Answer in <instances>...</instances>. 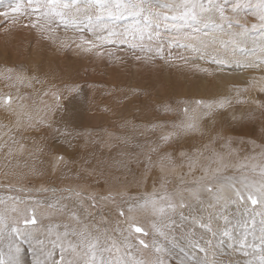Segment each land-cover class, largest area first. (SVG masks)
Listing matches in <instances>:
<instances>
[{"label": "rangeland", "instance_id": "rangeland-1", "mask_svg": "<svg viewBox=\"0 0 264 264\" xmlns=\"http://www.w3.org/2000/svg\"><path fill=\"white\" fill-rule=\"evenodd\" d=\"M235 2L213 0L250 29L243 45L247 57L218 45L208 47L209 55L182 47L198 41L177 37L171 21L169 31L162 25L158 36L150 29L151 40L147 32L131 30L137 23L131 17L109 25L122 33L112 37L83 22L65 26L59 17L42 18L33 27L37 15L27 14L32 9L26 0H0V215L5 218L0 261L92 264L88 233L99 239L95 264L116 258L127 264L157 259L163 264H258V214L255 233L250 222L249 229L239 226L247 249L228 247L227 236L219 240L220 250L214 243L226 209L259 212V204H219L201 188L220 173L223 183L264 182V64L248 66L249 60L264 59L258 51L264 36L254 14L260 0H250L253 7L239 14L232 12ZM21 3L24 8L14 12ZM216 22L227 23L218 15ZM176 25L182 33L194 32ZM198 27L199 39H211L204 35L210 26ZM213 56L232 62L217 64ZM225 67L244 76H229ZM192 120L195 130L185 131ZM162 195L173 207L160 200ZM151 199L165 207L163 215L151 205L141 208ZM191 206L197 209L188 215ZM33 218L35 224L25 223ZM126 220L147 235L130 230ZM110 247L111 253L105 250Z\"/></svg>", "mask_w": 264, "mask_h": 264}, {"label": "snow or ice", "instance_id": "snow-or-ice-1", "mask_svg": "<svg viewBox=\"0 0 264 264\" xmlns=\"http://www.w3.org/2000/svg\"><path fill=\"white\" fill-rule=\"evenodd\" d=\"M27 6L32 9L31 12L27 14L29 16L36 14L37 21L33 23L32 26L36 27V24L39 23V20L42 18H53L59 17L60 23L67 26L69 23L75 25L78 22L86 23L89 27V30L95 32L99 28L102 32L107 31L108 36H119L122 33L116 32L113 28L109 27L110 24L115 21L131 17L137 21L136 24L132 26L131 30L139 31L141 34L147 32L148 39L153 38V31L156 30V35H159V29L164 26V31L168 32L169 28L167 24L169 21L173 22L174 34L179 37L183 36L187 40H197L198 44H183L182 47H191L193 51L200 52L202 55H209L207 52L208 47L210 46H219L220 49L224 50L227 53V50L231 48L232 54L235 55L237 52L244 54L246 57L248 55L247 50L243 47L247 43L248 34L250 29L245 25L241 24L238 19L235 21L225 15V9L220 7L218 4H214L213 0H165L161 3L160 0H75V3L63 2V0H26ZM250 0H236L232 7V12L239 14L240 10L245 8H252ZM257 11L254 13L258 16L260 21L259 29L261 30L262 36H264V0H260V3L255 6ZM24 8V4H19L14 12H20ZM47 9V11H45ZM83 12L84 15L80 16L79 14ZM219 17L221 21H227L224 23H217L216 17ZM176 22H180V26H186L194 29L193 33H182L177 27ZM199 25H203L205 29L211 27V32L205 31V37H211V39H199L196 35L199 32ZM240 29V31L232 32V28ZM227 29V31H226ZM257 25L253 24L251 30H256ZM224 37H228L225 39ZM143 38V37H142ZM253 53L255 54V51ZM258 51L264 53V44L258 46ZM213 62L217 64H227L231 63L227 59H222L218 56H213ZM240 63L239 60L236 61ZM264 64V59H261L257 64L256 61L249 60L248 66L252 65H262ZM22 79V78H21ZM75 91V89H73ZM223 107V103L220 105ZM187 113V109H185ZM196 123L195 120L184 125V130H195ZM168 136L164 137V140L167 141ZM264 176V172L261 173ZM227 180V178H223ZM222 178L219 176H210L207 178V182L202 186L203 190L212 194L216 202L219 203L221 200H224L226 203L231 201L233 204L246 206V201H250L251 205L255 206L259 204L260 211L257 212L255 208L249 213V220L243 221V226L249 228V221L251 224L250 230L256 232V221L255 215H260L262 219L259 224V242H260V258L258 264H264V182H261L259 186L255 183L249 184L246 180L240 181H228L226 183L221 182ZM239 183L241 186L236 187V184ZM226 189L231 190V195L226 193ZM194 195L199 199V192H195ZM234 197V199H233ZM160 200L168 201V206L173 207L170 200L171 198L167 195L160 196ZM151 205L152 211L163 215L165 213V207H157V201L151 199L146 201L145 204L141 205V208H148ZM15 211V209H13ZM136 211L134 208H129L128 212L132 213ZM121 216L124 215V212L120 213ZM5 218L3 215H0V225H4ZM25 223L35 224V219L25 220ZM128 224L130 230H134L135 233H143L147 235L146 230L142 226L134 225L125 221ZM225 224H228L227 219H225ZM204 225L201 224V227ZM155 227V225H153ZM211 230V229H209ZM13 231H19L18 229H13ZM163 235V233H161ZM224 235H228L227 230H225ZM85 243L89 249L92 250V264H95V250L99 245V239L92 237L91 234L85 233ZM141 245L145 248L148 245L143 239L139 241ZM112 247H116L115 244ZM197 247V245H193ZM106 251L109 253L112 252V248H106ZM157 251H162L157 248ZM199 251L205 252L204 248H199ZM0 264H5V262L0 261ZM7 264H16L14 260H9ZM100 264H105L104 260L100 261ZM108 264H127L126 261H123L120 258L110 259ZM132 264H163V261L157 259V261H145V260H136ZM201 264H208V261L205 260Z\"/></svg>", "mask_w": 264, "mask_h": 264}, {"label": "bare ground", "instance_id": "bare-ground-1", "mask_svg": "<svg viewBox=\"0 0 264 264\" xmlns=\"http://www.w3.org/2000/svg\"><path fill=\"white\" fill-rule=\"evenodd\" d=\"M242 56V55H241ZM223 65H225V64H223ZM235 67V66H234ZM222 69V68H221ZM225 70L227 71V72H229L230 73V75L229 76H244V74L242 73V72H240V71H238L237 69H232L231 67H225ZM242 79V78H241ZM263 85V84H262ZM155 92V91H154ZM245 92V91H244ZM158 98V97H157ZM253 98V97H252ZM98 105V104H97ZM143 115V114H142ZM209 126V125H208ZM179 130V129H178ZM177 130V131H178ZM34 134V133H33ZM190 134V133H189ZM184 139V138H183ZM184 142V141H183ZM9 143V142H8ZM230 146H231V144H230ZM187 149V148H186ZM191 150V149H190ZM232 151V150H231ZM23 152V151H22ZM184 153H187V152H184ZM209 153V152H208ZM57 154V153H56ZM207 154V153H206ZM177 155H181V154H177ZM228 155V154H227ZM234 155H236V154H234ZM182 156V155H181ZM211 156H213V155H211ZM224 156H226L225 155V153H224ZM224 156H222V157H224ZM229 156V155H228ZM232 156H233V154H232ZM56 157V156H55ZM185 157V156H184ZM188 157V156H187ZM234 158H235V156H233ZM59 158V157H58ZM57 158V159H58ZM221 158V157H220ZM220 158H218V159H220ZM233 158V159H234ZM214 159V158H213ZM218 159H217V161H218ZM223 159V158H222ZM169 160V159H168ZM199 160V159H198ZM82 161V160H81ZM16 162H18V160L16 161ZM174 162H175V160H174ZM203 162H206V161H203ZM208 162V161H207ZM249 162H252V161H249ZM166 163V162H165ZM62 164V163H61ZM225 165V164H224ZM227 165V164H226ZM16 166H17V163H16ZM186 166H188V165H186ZM207 166V165H206ZM190 167V166H189ZM193 168V167H192ZM226 168V167H225ZM260 168V167H259ZM173 170V169H172ZM203 170V169H202ZM16 171V170H15ZM192 171H194V170H192ZM0 172H1V170H0ZM14 173H16V172H14ZM179 173V172H178ZM78 173H76V175H77ZM87 174V173H86ZM4 176V175H3ZM163 176V175H162ZM184 176V175H183ZM250 176V175H249ZM174 177V176H173ZM210 177V176H209ZM220 177H222L221 176V173H220ZM251 177V176H250ZM180 178V177H179ZM237 178H239V177H237ZM2 179H5V178H3L2 177ZM11 179V178H10ZM13 179V178H12ZM203 179V178H202ZM229 179V178H228ZM207 180V179H206ZM182 182V181H181ZM193 182V181H192ZM13 183V182H12ZM196 186V185H195ZM201 186V185H200ZM197 187V186H196ZM198 187H199V185H198ZM201 188H203V187H201ZM230 191V190H229ZM227 193H228V191H226ZM208 193V192H207ZM212 197V196H211ZM191 198V197H190ZM34 200H35V198H34ZM212 200V199H211ZM35 202V201H34ZM34 202H33V204H34ZM223 202V201H222ZM27 203H28V201H27ZM220 204V203H219ZM227 205V204H226ZM30 207H33V206H31V204L29 205ZM232 207H233V205H232ZM247 207V206H246ZM242 208H243V206H242ZM32 209V208H31ZM189 210H187V212H188V215H192V212L193 211H196V207H194V206H191V207H189L188 208ZM209 209V208H208ZM213 209V208H212ZM211 209V210H212ZM232 209V208H231ZM33 210V209H32ZM217 210V209H216ZM248 209H237V211H234V209H233V211L232 210H230V209H226L225 211H224V213H225V215H226V219H227V221H228V224L226 225L225 224V222H223L222 223V229L219 231V232H217V234L215 235L216 237L215 238H217L218 237V239H217V241H215V243H214V245H216L217 246V248H216V250L218 251V250H220V239H222V238H224V236H227L228 237V241H227V245H228V247H230V248H237V250H243V249H247L248 248V246H250V244H249V242L246 244L245 242L244 243H240V225L243 223V221H245V220H247L248 218H249V215H247V213H249L248 211H247ZM23 211V210H22ZM24 211H25V209H24ZM27 211V210H26ZM34 211V210H33ZM199 210H197V212H198ZM210 212V211H209ZM22 213V212H21ZM199 213V212H198ZM201 213V212H200ZM26 214V213H25ZM185 214H187V213H185ZM21 215V214H20ZM19 215V216H20ZM210 215V214H209ZM217 215V214H216ZM215 215V216H216ZM114 216V215H113ZM206 217V216H205ZM191 218V217H190ZM19 220V219H18ZM217 220V219H216ZM221 220V219H220ZM256 220V219H255ZM250 222V221H249ZM201 223V222H200ZM212 224V223H211ZM217 224V223H216ZM218 226V225H217ZM219 227V226H218ZM214 228V227H213ZM217 228V227H216ZM215 229V228H214ZM217 229H219V228H217ZM216 229V230H217ZM242 229V228H241ZM249 229V228H248ZM225 230H227V232H228V235H224V232H225ZM244 231V230H243ZM248 231V230H247ZM246 231V232H247ZM215 232V231H214ZM252 233V232H251ZM36 234V233H35ZM205 234V233H204ZM243 234H245V233H243ZM247 234V233H246ZM250 234V233H249ZM257 234V233H256ZM248 235V234H247ZM253 235V234H252ZM205 237V236H204ZM214 237V236H213ZM253 237V236H252ZM259 237V236H258ZM106 239V238H105ZM161 240V239H160ZM243 240V239H242ZM106 241V240H105ZM237 241V242H236ZM252 241V240H251ZM116 242V241H115ZM160 242V241H159ZM257 243H259V242H257ZM119 244V243H118ZM163 244V243H162ZM124 245V244H123ZM122 245V246H123ZM157 245V244H156ZM225 246V245H224ZM124 247V246H123ZM219 247V248H218ZM213 248V247H212ZM228 249V248H227ZM226 249V250H227ZM259 249V248H258ZM186 251V250H185ZM255 251V250H254ZM213 252H214V250H213ZM224 253H225V251H223ZM233 252V251H232ZM244 252V251H243ZM143 253V252H142ZM145 253V252H144ZM217 253V252H216ZM214 254V253H213ZM218 255H219V253H218ZM242 255V254H241ZM240 255V256H241ZM65 256V255H64ZM212 256V255H211ZM220 256V255H219ZM224 256V255H223ZM189 257V256H188ZM249 257V256H248ZM251 257V256H250ZM22 257L20 256V259H21ZM68 259H69V257H68ZM213 259V258H212ZM216 259V258H215ZM217 259H219V258H217ZM222 259V258H221ZM246 259V258H245ZM62 260H63V258H62ZM65 260V259H64ZM67 260V259H66ZM65 260V261H66ZM71 261V260H70ZM216 261V260H215ZM67 262V261H66ZM228 262V261H227ZM250 262V261H249ZM62 263H64V264H66L65 262H62ZM193 263H194V261H193ZM215 263V262H214ZM216 263H218V262H216ZM67 264H71V263H69V262H67ZM221 264V263H220Z\"/></svg>", "mask_w": 264, "mask_h": 264}]
</instances>
